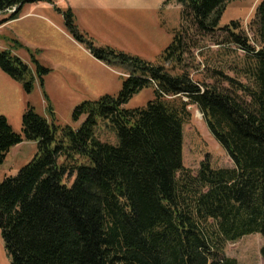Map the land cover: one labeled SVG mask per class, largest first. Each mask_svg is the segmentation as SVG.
<instances>
[{
    "label": "trees",
    "instance_id": "16d2710c",
    "mask_svg": "<svg viewBox=\"0 0 264 264\" xmlns=\"http://www.w3.org/2000/svg\"><path fill=\"white\" fill-rule=\"evenodd\" d=\"M40 1L48 0H0V11ZM230 1L178 0L180 25L160 65L90 42L95 58L118 60L130 73L118 96L76 108L75 121L85 116L78 129L29 107L18 133L0 115V166L15 145L37 143L32 160L0 182V230L11 264H237L225 254L227 242L252 233L264 238V0L249 24L258 49L239 21L219 26ZM63 16L83 38L72 12ZM190 26L224 32L219 44L242 51L239 71L250 83L223 73L228 86L195 81L185 63ZM166 63L181 72L169 73ZM0 68L31 90L32 72L19 57L0 53ZM149 84L155 96L146 107L124 108ZM191 105L232 168L208 159L195 173L184 167ZM98 119L116 131V144L96 137ZM261 254L264 261V244Z\"/></svg>",
    "mask_w": 264,
    "mask_h": 264
},
{
    "label": "rangeland",
    "instance_id": "374dc122",
    "mask_svg": "<svg viewBox=\"0 0 264 264\" xmlns=\"http://www.w3.org/2000/svg\"><path fill=\"white\" fill-rule=\"evenodd\" d=\"M161 1L165 3L156 11L134 10V0H104L106 6H113L109 10L95 6L97 0H88L90 5L79 4L77 0H48L26 2L19 11L17 8L20 5L0 11V53L8 51L19 57L33 75L31 90L27 91L23 81L11 77L0 68V115L5 116L18 133L22 132V117L29 107L50 123L78 129L85 116L75 121L73 115L76 108L105 95L118 96L130 73V69L118 63V60L95 58L87 50L91 47L90 42L96 48L108 46L153 65H160V57L171 43L173 30L179 28L181 19L178 0ZM261 1H230L219 20V26L225 27L232 21H239L251 44L258 49L249 24ZM67 11L72 12L73 25L83 38L76 37L73 29L67 25L63 16ZM188 29L190 45L185 63L195 81L219 82L228 86L217 74L223 73L241 83H250L239 71L242 51L232 44H219L225 36L224 32L206 35L195 32L191 26ZM165 66L173 75L181 72L178 67L168 63ZM154 96V86L145 85L133 93L124 108L133 110L146 107ZM190 111L191 118L183 126L184 167L195 173L200 162L208 159L213 167L232 168L231 158L209 131L201 112L195 105L190 106ZM95 135L111 144L118 141L116 131L103 119H98ZM36 152L35 141H23L12 147L0 166V182L6 177L15 176ZM263 244L264 238L260 233L248 234L227 242L225 254L234 258L237 264H264L261 254ZM0 264H11L1 230Z\"/></svg>",
    "mask_w": 264,
    "mask_h": 264
},
{
    "label": "crops",
    "instance_id": "0c3cea01",
    "mask_svg": "<svg viewBox=\"0 0 264 264\" xmlns=\"http://www.w3.org/2000/svg\"><path fill=\"white\" fill-rule=\"evenodd\" d=\"M80 1V3H79ZM104 0H97L95 6L101 8L102 10H109V9H112V5L110 4L109 6H106L104 3H103ZM111 1H115V0H111ZM125 1H133V0H125ZM136 5L132 7V9L134 10H145V9H148V11H156V10H159V8L165 3H163V1L161 0H134ZM77 2L79 4H82V3H86L87 5H90V3L88 2V0H77ZM140 4H143L142 6H140ZM116 6V5H114ZM134 7H137V8H134ZM82 9V8H81ZM146 11V10H145ZM161 27L163 28V26L161 25Z\"/></svg>",
    "mask_w": 264,
    "mask_h": 264
}]
</instances>
